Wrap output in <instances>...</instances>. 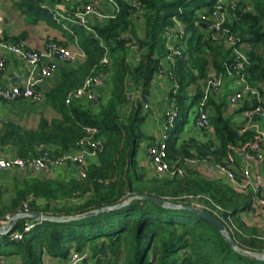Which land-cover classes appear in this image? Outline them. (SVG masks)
<instances>
[{
  "label": "trees",
  "instance_id": "trees-1",
  "mask_svg": "<svg viewBox=\"0 0 264 264\" xmlns=\"http://www.w3.org/2000/svg\"><path fill=\"white\" fill-rule=\"evenodd\" d=\"M116 1L120 4L119 12L108 19L91 21L92 29L76 21L52 20L59 22L74 45L85 52L84 59L76 66L62 69L60 82L46 92L47 102L59 115L49 119L41 114L35 127L0 119V152L9 156L29 158L47 149L52 155L76 150L89 134L88 126L98 128L95 137L102 141V151L89 161L86 176H16L8 197L4 198L6 190L0 187V217L24 212L26 205L31 213L53 217L78 216L103 207L120 206L92 217L64 221L18 218L9 234L0 233V261L8 264H264L263 258L245 253H264V230L243 217V213L256 209L255 202L262 196L261 192L239 191L224 175L201 168L208 163H228L235 147L253 141L264 148V133L252 125V121L264 117L238 123L234 114L227 113L231 90L228 79L234 80L228 66L236 62V57L232 47L211 40L202 23V15L213 10L215 0ZM21 2L26 8L42 9L39 0ZM249 3L239 0L236 9H230L225 26L246 43L243 49L250 58L248 79L262 90L264 0H249ZM53 17L49 13V18ZM176 19L188 33L184 39L175 28ZM72 25L74 30L68 27ZM168 28H173V40L182 48V54L172 59L168 58L170 51L166 47ZM105 57L108 61L104 63ZM212 69L228 80L223 93L212 91L207 99L213 131L198 128L193 120L192 133L184 136L189 116L180 128L174 125L166 130L171 163L178 166L189 157L198 159L200 164L187 169L183 176L159 174L141 164L142 141L147 139L148 146L156 142L142 125L152 82L159 74L169 77L173 83L169 104L171 108L172 102L176 103L178 119L186 98L190 100L188 111L197 114ZM99 73L105 75V84L98 99L67 102L71 92ZM134 93H140V97L131 98ZM254 103L255 99L241 102L235 113ZM139 195H153L169 204ZM191 195H200V201L207 206L202 209L219 220L212 208L216 204L222 207L220 212L231 219L235 229L226 227L245 252L235 248L216 224L181 207L193 205ZM262 207L260 203L259 208ZM28 224H33L30 230H26ZM15 232H20L22 237L13 238ZM75 254L79 260L73 263Z\"/></svg>",
  "mask_w": 264,
  "mask_h": 264
},
{
  "label": "built area",
  "instance_id": "built-area-1",
  "mask_svg": "<svg viewBox=\"0 0 264 264\" xmlns=\"http://www.w3.org/2000/svg\"><path fill=\"white\" fill-rule=\"evenodd\" d=\"M64 0H59V3ZM239 0H215L214 8L209 14L202 15V23L206 24L205 28L207 36L218 43L224 42L228 47H232V52L236 57V62L228 66V72L234 76L237 89L228 95L229 104L234 107L240 105L244 100L246 94H250L255 103L245 108L243 114L248 120H252L257 116L264 117V85L262 90L251 84L248 79L247 66L250 62L249 55L244 51L246 43L241 42L225 23L229 19L230 9H236ZM102 3L111 4L113 11H106L101 8ZM60 10V9H59ZM120 10V4L116 0H85L82 6L68 13L57 10L59 21H76L92 29V18L99 17L101 19H108L114 17ZM177 31L180 32L179 37L184 39L187 37L185 26L176 19ZM168 38L166 40V47L169 49L168 58L172 59L175 55L182 54L181 46L174 42L172 37L173 28H168ZM183 43V40L180 41ZM136 48L137 45H135ZM9 55H15L28 65L32 70L37 68L41 69L40 78L29 76L21 78L15 84H4L0 87V95L9 100H16L19 98L38 99L40 92L38 85L46 77L51 76L63 61H76L80 57L85 56V52L79 47H69L68 45L54 39H49L41 48H30L24 42L15 41L11 38L4 36V15L1 9L0 2V73L6 68V63ZM107 58L103 62H107ZM105 84V75L99 73L90 76L84 85L79 89L71 92L67 98V102L73 99L88 98L91 100L98 99L100 95V88ZM223 87V75H217L212 72L204 86V96L199 101V109L195 115L194 123L200 129H206L209 132L213 131L210 124L209 112L206 108L207 99L210 92H221ZM131 98H139L140 93H134ZM145 108H149L148 102L145 103ZM178 117V108L175 102H172L171 108L167 112L166 124L161 138L158 139L153 145L148 147V152L151 157L155 172L159 174H178L183 176L187 172V168L198 166L201 161L196 158L187 157L182 164L171 163L168 159V133L166 130L176 125ZM87 131L89 134L81 141V147L76 150L66 151L60 155H52L49 149L44 150L40 155L34 157H18V156H3L0 155V171H9L12 169H20L25 172H40L44 171L50 175H54L58 169L64 167L75 166L81 176H86V167L91 159L98 156L99 152L103 149V143L100 139H96L95 134L98 132L96 126H88ZM262 162L264 164V148L258 141L247 143L243 146L234 148V155L229 157L226 164L223 163H208L205 168L210 172H218L224 175L227 179L234 183H240L244 188H250L253 191H259L264 188V175L260 172L253 171L251 164ZM237 163L240 168V176L237 173ZM193 198V205L196 207H207L200 201V195ZM259 202L263 207L259 208L264 211V200L261 198ZM212 210L219 216L221 221L229 227V230L234 231L235 226L230 218H225L220 212L222 207L216 204L215 209ZM24 212H31L30 207L26 205ZM8 213L5 217H0V225L6 226L10 219L16 215ZM33 224H28L26 230H30ZM20 232L13 233V238H21ZM76 255V254H75ZM74 255V256H75ZM79 260V256L74 257L73 263ZM0 264L4 261H0ZM13 264V263H10Z\"/></svg>",
  "mask_w": 264,
  "mask_h": 264
},
{
  "label": "crops",
  "instance_id": "crops-1",
  "mask_svg": "<svg viewBox=\"0 0 264 264\" xmlns=\"http://www.w3.org/2000/svg\"><path fill=\"white\" fill-rule=\"evenodd\" d=\"M56 1L57 2L55 3V0H39L42 9L35 10L22 6L21 0H0L1 9L4 15V36L15 41L24 42L30 48L35 49L43 47L45 42L51 38L59 39L69 47H76L74 45V41H71L69 39V35L63 28V26H59V22L55 23L52 22V20L59 21L56 14L57 10L64 11L65 9L68 13H70L74 11V9H77L78 6H80V3L83 2V0H64L61 3H59V0ZM101 8L106 11H113L114 9V7L109 3H102ZM49 13H53V19L49 18ZM96 20L103 19L94 16L92 18V21ZM74 26L75 25L68 27H72L74 30ZM84 57H80L76 61L61 62L58 69H56L51 76L46 77L41 83H39L37 89L40 92V97L38 99L19 98L16 100H9L0 95V119H10L25 127H35L38 124L41 114H45V116L49 119L57 117L59 113L47 102L46 92L60 82L62 69L70 66H76L79 61H82L84 59ZM211 72H214V70L212 69ZM29 76L40 78L41 69L37 68L31 71V69L23 61V59L15 55H9L6 63V68L3 72L0 73V87L4 84H15L16 82L20 81L21 78H26ZM228 80L230 81L229 84L231 93L237 89V85L235 84V78L234 80L231 78ZM228 80H225L223 78V88L226 87V82ZM172 86L173 83L169 80V77L166 74H159L152 82V85L150 87V100L148 101L149 108L146 109L145 113L146 120H154L152 124L153 131L149 132L145 130V132L148 135H152L155 138V141H158L163 133L162 123L164 121L166 111L170 108L169 92ZM157 90L159 91L155 94ZM252 99L253 98L250 94H246L243 101H250ZM238 106L239 105L232 107L229 104L227 113L231 114V110L235 109ZM207 110L209 112L208 108ZM235 114L236 113H234V115ZM238 114L243 118H246L243 114V110ZM194 117L192 120H194ZM258 129H260L262 134L264 133V129L259 128V126ZM148 147L149 146L147 143L145 150H142L140 152L139 159L141 164L146 165L148 168H150V170L153 171L154 167L148 152ZM0 155L9 156L8 154H5L3 152H0ZM251 167L253 171L260 172L264 175V164L262 162L252 163ZM201 168L206 169L202 166ZM240 172L241 171L239 168V164L237 163L238 176H240ZM37 174L48 175V173L44 171L25 172L20 169L0 171V187L6 184L7 186H12L14 184L16 175H19L21 178H23L27 175ZM72 174H76L78 176L80 175L78 169L73 165L70 167L58 169L57 172L52 176L63 175L69 177ZM227 180L230 181L229 179ZM232 184L239 191H253L250 188H244L240 183L232 182ZM253 192H261V197L264 200V188L260 189L257 192ZM9 195L10 193H4V198L8 197ZM258 199L255 202L256 209H252L248 213H243V217L247 220V222H249L248 217H253V219H256V217L260 218L263 213V211L259 209L260 202Z\"/></svg>",
  "mask_w": 264,
  "mask_h": 264
},
{
  "label": "water",
  "instance_id": "water-1",
  "mask_svg": "<svg viewBox=\"0 0 264 264\" xmlns=\"http://www.w3.org/2000/svg\"><path fill=\"white\" fill-rule=\"evenodd\" d=\"M203 25H204V28L207 27V25L205 23ZM138 197L144 198V199H150V200H153V201H155L159 204H163V205L169 204L164 199L155 197L153 195H139ZM117 206H120V205H117ZM117 206L103 207V208L97 209L95 211H91L89 213H85V214L78 215V216H70V217H53V216H43V215L38 214V213L19 212L10 219V221L8 222V224L6 226L0 225V233L1 234H9L14 229L17 219L21 218V217H29L32 219H40V220L41 219H51V220L57 219V220L64 221V220H71V219H77V218L92 217V216H94V215H96L102 211L109 210V209L115 208ZM181 207L186 208V209H190L194 212H197V213L201 214L203 217H205L206 219H208L209 221L216 224L223 231V233L225 234L227 239L230 241V243L235 248H237L238 250H240L242 252H245L239 248L237 242L235 241L234 237L230 234L226 225L221 220H219L217 217H215L213 214H211L209 211H206L202 208L196 207L194 205H188V204L182 205ZM245 253L264 259V253L263 254L262 253H255V252H252V253L245 252Z\"/></svg>",
  "mask_w": 264,
  "mask_h": 264
},
{
  "label": "rangeland",
  "instance_id": "rangeland-1",
  "mask_svg": "<svg viewBox=\"0 0 264 264\" xmlns=\"http://www.w3.org/2000/svg\"><path fill=\"white\" fill-rule=\"evenodd\" d=\"M247 2L249 3V0H247ZM83 3H84V0H83V2L80 3V6H82ZM158 91L159 90H157L155 92V94ZM221 91L223 93V91H224V88L223 87H222ZM189 103H190V100L188 98L184 99V103H183L184 108H183V110H182L179 118L176 120V127H180V125L182 124V122L189 116L190 121L186 125V129L183 132V135L184 136H189V134H191L192 131H193V129H194L193 128V120H192L193 117H194V113H193V111H188L189 110L188 109ZM236 110H237V107L235 109L231 110V114H234L236 112ZM245 120H246V118H243L238 113H236L234 115V121L235 122L241 123V122H244ZM153 121H154L153 119H147V120H145L143 122V124H142L143 127H144V129L147 130V131H149V132H152L153 131V128H152ZM252 125L253 126H256V127L259 126V128L264 129V118H260V119H257V120L252 121ZM176 134H177V130L174 131V137L176 136ZM202 137H203V135H202ZM171 142H172V138H171ZM147 143H148L147 142V139H144L142 141L141 148H140V152L142 150H145V148L147 146ZM187 169H189V168H187ZM16 176H19V175H16ZM2 188L6 190L5 193H9L8 191L11 190L12 186H7V184H6V185H3ZM248 220H249V223H251L252 225H257V226H259L260 228H262L264 230V211H263L262 215L260 216V218H257L256 217V219H253V217H248ZM77 256H78V254H76L74 257H77Z\"/></svg>",
  "mask_w": 264,
  "mask_h": 264
}]
</instances>
